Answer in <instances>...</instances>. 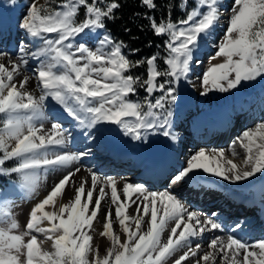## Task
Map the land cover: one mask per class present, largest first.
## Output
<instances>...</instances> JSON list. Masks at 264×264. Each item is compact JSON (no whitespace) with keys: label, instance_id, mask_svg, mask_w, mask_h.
<instances>
[{"label":"snow or ice","instance_id":"6c2138e0","mask_svg":"<svg viewBox=\"0 0 264 264\" xmlns=\"http://www.w3.org/2000/svg\"><path fill=\"white\" fill-rule=\"evenodd\" d=\"M16 3L8 0L10 7ZM140 3L146 9L144 19L149 29L158 37H167L166 67L158 66L156 55L146 61L130 59L124 51L128 45L106 34L107 22L115 20L121 7L119 0H63L55 9L38 6L32 0L27 6L18 27L26 36L42 41V46L32 49L30 41L19 42L16 56L0 50V114L4 117L0 127V176L19 177L14 190L20 187L34 193L41 168H67L92 155L90 147L78 152L59 151L72 142L73 130L88 142L94 141L105 125L116 126L140 143H147L152 135L178 140L172 129L179 85L189 79L199 63L197 53L202 44L211 40L221 19L223 0H169L162 18L155 15L161 9L157 0ZM81 7L85 15L78 21ZM175 11L182 16L173 20ZM231 11L224 36L216 44L217 52L209 58L222 57L223 62L210 63L201 77L198 87L202 96L264 83V0H233ZM48 34L56 35L49 38ZM89 35L97 36L98 46H88L85 38ZM77 37L85 42H77ZM29 58L39 61L31 69V76ZM145 64L146 79L132 74L133 69ZM22 71L23 79L17 82L14 78ZM33 77L38 81V96L25 87ZM138 87L147 93L139 102L129 98L137 95ZM157 92L159 96L154 95ZM52 105L73 121L72 128L54 119L51 127L45 128L47 109ZM237 145L245 153L242 167L235 162ZM13 159L17 163L5 167ZM80 171L77 167L67 172L52 186L30 211L20 234H13L20 225L11 219L10 211L5 213L6 218L0 220L7 225L0 226V264H184L190 257H195L194 264H217V255L219 264H264V239L247 241L235 234L246 225L237 222L233 234L216 236L208 242V250L201 252L202 245L193 246L194 239L206 232L224 231L214 215L201 219L169 189L153 191L92 169H88L90 180L82 178L75 186L73 177ZM201 172L230 183L264 174V119L237 136L230 146V156L224 149H200L171 176L170 182L194 184ZM70 181L75 186L73 195L57 206V197ZM10 198L8 189L0 187V203ZM98 216L103 225L99 235L111 242L103 255L91 243L93 222ZM45 221L50 227L41 226ZM114 224L119 225L123 239L114 232ZM37 234L44 239L38 240ZM46 242H51L48 249L42 248Z\"/></svg>","mask_w":264,"mask_h":264},{"label":"bare ground","instance_id":"6f19581e","mask_svg":"<svg viewBox=\"0 0 264 264\" xmlns=\"http://www.w3.org/2000/svg\"><path fill=\"white\" fill-rule=\"evenodd\" d=\"M232 5L233 0H223L221 19L218 26L214 29L211 40L202 44L197 53L199 63L192 68L189 73V79L181 81L184 98L174 110L172 129L178 140L173 142L163 136L152 135L147 143H140L125 136L116 126L105 125L100 128L97 138L88 142L78 130H73L72 142L67 149H59V151L78 152L90 147L92 155L73 163L67 168H58L56 170L41 168V184L39 188L42 189L44 194L38 195L40 201L46 197L52 186L67 172L77 167L81 169L73 177L76 182L75 186H78L82 178L90 180L88 169H92L104 176L119 177L121 182L127 181L146 185L153 191L169 189L178 194L190 210L197 211L201 219L213 216L211 209L219 207L220 215L215 216V218L223 224L224 231L206 232L203 237L194 239L193 246L196 243H200L202 245L201 252L208 250V242L216 236L226 237L229 234H233L232 229L237 222L246 225L243 231L235 233L242 240L264 239V174H257L250 180L238 183H230L202 172L194 184H171L169 180L168 182L166 181L167 177H164V175H169L171 171L177 172L182 166L186 165L188 158L200 149H224L226 150V155L230 156V148H228L231 142L230 138H237L243 130L252 128L259 120L264 119V84L252 90L249 96L244 101H241L239 105L230 110H223L219 114L215 113L213 116L204 115L210 109L205 104H202L203 106L201 107L200 101H198L202 97L198 86L201 77L206 71L203 67V60L209 53L211 54L217 49L216 44L222 40L228 27V19L232 15ZM20 19V15L15 11V6H8V0H0V50L9 52L13 56L18 53L17 45L19 42L30 41L29 47L32 49L42 46V41L26 36L25 32L18 27ZM48 35L49 38H53L56 34ZM85 39L88 45L94 47L98 45L96 35H89ZM77 42L85 41H81L77 37ZM38 63L39 61L29 58L27 69L30 76L32 74L31 69ZM14 79L17 82L23 79V71L21 75ZM37 83L38 81L33 77L25 87L29 92H34L38 96L40 93L36 87ZM193 84H196L197 87L194 88ZM53 119L61 121L67 128H72L73 121L55 105L47 109L46 129L51 127ZM206 127L211 129L214 138L218 137L217 142H203L199 138L200 133L207 130ZM195 137L197 138L196 140ZM238 149H240L239 145L236 147L239 155L235 162L242 167L243 160H239L241 153ZM140 157L162 163L165 169L143 170L136 164ZM115 167H120V169H115ZM75 186L70 181V185L65 188L64 193L57 197V206L60 203L67 202L68 198L73 195ZM117 186L119 189L121 183L118 182ZM85 187L87 189L88 186L85 185ZM106 191L110 190L106 189ZM16 193V190L13 191V195ZM104 207L105 205L102 202V209ZM47 209L52 210L51 207ZM129 212H132V208H129ZM248 216H251L250 219L252 221L244 220ZM99 224L102 225L101 223ZM100 225L96 229L103 230ZM45 227H50V225L46 224ZM113 228L114 232L120 234L123 239V233L120 232L119 225L114 224ZM167 235L168 232H165L164 236L166 237ZM43 239L40 237L38 240ZM50 244L46 242L42 246L50 248ZM179 254L177 253V255ZM194 260L195 257H190L184 264H194ZM217 264H219V255H217Z\"/></svg>","mask_w":264,"mask_h":264},{"label":"rangeland","instance_id":"374dc122","mask_svg":"<svg viewBox=\"0 0 264 264\" xmlns=\"http://www.w3.org/2000/svg\"><path fill=\"white\" fill-rule=\"evenodd\" d=\"M32 2V0H24L23 2H18L15 5V11L18 12V14L20 15V17L22 18V16L25 14V12L27 11V6ZM36 3L38 6H48L51 7L53 9H55L54 7H52V5L49 3L48 0H36ZM82 8L81 7L79 9V14L77 16V20H82L84 18L85 12H82ZM221 42V41H220ZM90 47H94L91 45H88ZM98 46V45H97ZM217 52V49L213 52V53H209L208 56L203 60L204 61V69L207 70L208 67L211 64H216V63H220L223 62L224 58H219L218 60H211L210 61V57L214 56ZM166 67V66H165ZM128 73H125V75H127ZM163 79V78H161ZM264 83L262 82H255V83H251V84H246L243 87H241L238 90H234V91H230L227 93H220V92H211L209 93L207 96H202L198 101H200L201 107L203 106L202 104H205L206 107L208 106V108L210 109L208 111V113H202L204 115H208V116H213L215 113H220L223 110H230L232 108H234L236 105H239L241 101H244L249 94L251 93L252 90L257 89L259 87H261ZM183 87L180 83L179 85V96H178V100L177 103L174 107V110L177 108L178 104L180 101L183 100L184 95H183ZM155 96H159L160 93H155ZM147 96V93H145V91L143 90V88H139L138 87V92L137 95L135 97H129L130 99H134L135 101L139 102V101H143L145 99V97ZM149 98H154V97H149ZM204 109V108H202ZM4 117L2 114H0V127L3 126L2 121H3ZM252 124V123H251ZM231 137V136H230ZM231 142L229 144V147L233 144V142L236 140L235 137H231L230 138ZM240 148L238 149V151L241 153V156L239 158L240 161L243 160V157L245 155L244 150ZM17 163V161L15 159L9 161L6 163L5 167H9L12 165H15ZM112 165V164H111ZM115 169H120L116 168ZM6 178H8V182L5 185V187L8 189V192L10 194V199L4 201L3 203H0V220H3L6 218L5 213H8L9 211L11 212V219H14L19 225L20 228L18 230H15L13 234H20L21 232H23L26 228V223L29 220V214L30 211L33 209V207L40 202V200L38 199V195L39 194H44L42 189L39 188L40 184H41V170H39L38 172V181L36 184V190L34 193H27L24 191L23 188L20 187H16V191L17 193L15 195H13V191H15L13 189V185H19L20 180L19 177L13 175V176H4ZM167 181V179H166ZM48 210V209H47ZM99 220L95 221L93 223V232L91 233L93 235V241L91 242L93 244V246L95 247H99L100 253L101 255L106 254L107 249L111 246V242L108 240L107 237H101L99 235V232L102 231L100 229H96V227H99ZM48 224L47 221H45L41 226L45 227V225ZM0 226H7L4 224H0ZM103 227V225H100ZM35 234V233H34ZM38 235V239H40V237L44 238L42 235L37 234ZM25 239L27 240L28 237H25ZM51 243V242H48ZM42 248L44 249H48L47 247L42 246Z\"/></svg>","mask_w":264,"mask_h":264},{"label":"trees","instance_id":"16d2710c","mask_svg":"<svg viewBox=\"0 0 264 264\" xmlns=\"http://www.w3.org/2000/svg\"><path fill=\"white\" fill-rule=\"evenodd\" d=\"M17 1L23 2L24 0ZM48 1L54 8L57 4L63 2V0ZM104 2L107 3L109 0H104ZM157 2L161 5V9L155 15L162 18V12L167 10L169 0H157ZM119 3L121 7L116 13L115 20L107 22L106 34H109L116 41H124L128 45V48L124 51L130 59L146 61L148 57L156 55L159 57L158 66L165 67L163 59L168 55V51L165 49L164 43L167 37H158L149 29V22L144 19L146 9L141 5L140 0H119ZM82 12H85L84 8H82ZM180 16H182V13L175 11L172 19L176 20ZM126 29H130V31H126ZM130 50L138 51L132 52ZM146 67L145 64L135 68L132 70V74L140 76L141 79H146ZM7 182L8 178L0 176V187H5Z\"/></svg>","mask_w":264,"mask_h":264}]
</instances>
